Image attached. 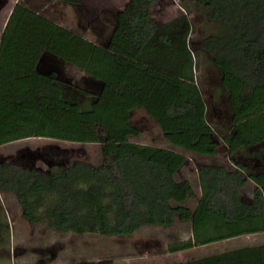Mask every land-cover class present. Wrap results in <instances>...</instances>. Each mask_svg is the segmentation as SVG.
Listing matches in <instances>:
<instances>
[{
    "label": "trees",
    "instance_id": "16d2710c",
    "mask_svg": "<svg viewBox=\"0 0 264 264\" xmlns=\"http://www.w3.org/2000/svg\"><path fill=\"white\" fill-rule=\"evenodd\" d=\"M157 1L128 0L113 14L104 44L14 4L0 36V146L43 137L96 143L101 156L92 164L55 159V150H21L0 159V193L16 198L31 225L122 236L146 225L188 224L190 237L170 252L264 232V172L205 163L197 169L199 196L189 180L177 178L185 153L213 158L221 142L230 157L264 143V0H188L228 29L200 43L228 93L232 132L221 139L206 120L193 74L190 20L180 14L157 23L151 15ZM61 63L80 70L96 89L61 78ZM136 111L156 124L169 147L131 141L141 134L132 121ZM250 181L251 196L244 197ZM192 198L194 206L187 204ZM173 264H264V244Z\"/></svg>",
    "mask_w": 264,
    "mask_h": 264
},
{
    "label": "rangeland",
    "instance_id": "374dc122",
    "mask_svg": "<svg viewBox=\"0 0 264 264\" xmlns=\"http://www.w3.org/2000/svg\"><path fill=\"white\" fill-rule=\"evenodd\" d=\"M127 0H81V7H73L50 0H0V36L7 18L16 2L43 14L47 18L68 28L86 39L104 44L112 29L113 14L123 9ZM128 2V1H127ZM185 10V11H184ZM208 8L188 0H158L151 9L157 23L166 22L181 13L187 15L191 24L188 44L193 56V74L206 105V120L216 136L221 139L232 132L228 93L221 84V72L211 57L201 49L200 43L211 35H221L228 29L208 18ZM56 71L63 79H71L85 88L96 87L84 74L71 66L58 64ZM94 89V90H95ZM132 121L141 134L131 141L169 147L160 129L143 112L136 111ZM21 150H55L70 161L82 159L92 164L101 160L99 145L78 143L43 137H30L0 146V159L15 155ZM179 152H183L177 149ZM185 153V152H183ZM186 165L177 178L187 179L196 196L200 195L197 179L199 166L216 162L233 167L243 166L245 173L264 172V143L238 149L230 157L226 155L223 143L219 142L215 157H200L185 153ZM38 166L45 169L43 162ZM254 184L250 181L243 188L244 197H250ZM196 198L188 201L194 206ZM0 264H73L79 261L111 260L113 264H173L199 259L247 245L264 244V232L239 236L223 241L196 246L191 249L170 252L174 243L190 237L189 225L176 222L171 228L146 225L132 234L104 236L96 233H57L45 223L31 225L21 215L20 206L11 194L0 193Z\"/></svg>",
    "mask_w": 264,
    "mask_h": 264
},
{
    "label": "crops",
    "instance_id": "0c3cea01",
    "mask_svg": "<svg viewBox=\"0 0 264 264\" xmlns=\"http://www.w3.org/2000/svg\"><path fill=\"white\" fill-rule=\"evenodd\" d=\"M128 1V0H127ZM127 1H126V3H127ZM2 8H0V10H1ZM185 11V10H184ZM181 14H184V13H181ZM186 15V14H185Z\"/></svg>",
    "mask_w": 264,
    "mask_h": 264
}]
</instances>
